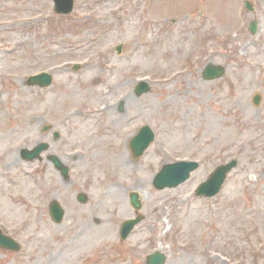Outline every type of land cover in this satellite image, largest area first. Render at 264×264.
Here are the masks:
<instances>
[{
    "label": "rangeland",
    "instance_id": "374dc122",
    "mask_svg": "<svg viewBox=\"0 0 264 264\" xmlns=\"http://www.w3.org/2000/svg\"><path fill=\"white\" fill-rule=\"evenodd\" d=\"M246 1L76 0L60 15L53 0H0V134L10 133L0 139V227L22 245L0 248V264H146L158 250L166 264H264V0H249L253 11ZM209 63L226 74L205 80ZM43 71L51 86L27 84ZM142 80L152 88L138 95ZM105 99L110 110L87 111ZM83 118L92 120L85 130ZM45 122L60 140L45 136ZM145 124L156 137L135 157L130 141ZM124 138L130 164L116 168L110 158ZM39 140L71 167L69 181L46 159H22ZM15 148L16 163L2 164ZM233 158L239 165L220 194L197 197L198 185ZM178 160L200 166L179 186L157 189L156 174ZM54 199L66 210L61 223L49 212ZM92 214L109 218L115 242L85 253L66 247ZM138 214L144 219L123 240L122 222Z\"/></svg>",
    "mask_w": 264,
    "mask_h": 264
},
{
    "label": "water",
    "instance_id": "95a60500",
    "mask_svg": "<svg viewBox=\"0 0 264 264\" xmlns=\"http://www.w3.org/2000/svg\"><path fill=\"white\" fill-rule=\"evenodd\" d=\"M55 3V10L59 14H69L74 10L75 0H53ZM247 8L249 10H253L252 4L247 1ZM258 30V23L253 21L251 23V32L256 33ZM118 52L122 51V45L118 46ZM80 68V64H75L74 69L78 70ZM226 73V68L223 66H218L215 64H209L205 71L204 77L207 80H214L217 78H221ZM53 82V76L49 73L43 72L37 75L30 76L28 79V85H40L41 87L50 86ZM151 90V86L148 82L143 81L138 84L136 87V93L138 95H142ZM262 101V95L257 93L254 96V103L256 105H260ZM51 128V126H47L45 129ZM56 138L60 137V134L56 132ZM156 133L149 125H143L137 132V134L132 138L130 142V148L135 157H141L148 149V147L154 142ZM48 149V143H39L33 149H24L23 150V158L26 160H35L37 158L41 159V153ZM49 159L52 160L56 169H58L61 174L67 178L69 177L70 168L64 164L61 159L52 155L49 156ZM239 161L237 159H233L230 162L218 166L211 176L203 182L196 190V195L199 197H207L211 198L216 196L222 189L228 174L238 166ZM199 167V163L197 161H180L176 163L166 164L159 171L157 176L154 179V186L157 189H165V188H174L179 186L180 184L186 182L193 171H195ZM79 199L83 202H86L88 197L81 193L79 195ZM131 202L135 208H141L142 204L139 200L137 194H131ZM50 213L53 219L56 222H61L65 215V210L62 208L58 201H53L50 206ZM143 219L142 216H138L135 219L126 220L122 225V238L126 239L130 232L133 230L136 224H138ZM0 247L11 249L14 251H19L21 249V245L12 237H9L3 233L0 228ZM167 256L160 252H155L149 256L148 264H165Z\"/></svg>",
    "mask_w": 264,
    "mask_h": 264
},
{
    "label": "bare ground",
    "instance_id": "6f19581e",
    "mask_svg": "<svg viewBox=\"0 0 264 264\" xmlns=\"http://www.w3.org/2000/svg\"><path fill=\"white\" fill-rule=\"evenodd\" d=\"M97 82H100V79L95 78L93 80V83L95 84ZM104 95H105V92H104ZM101 105H102L101 107H98V106L95 108L92 107L87 111H91L90 114L94 113V115H95L96 110H101L104 112L110 110L109 105H108V100L105 99L104 101H102ZM94 115H92V116H94ZM83 119H85V125H84V130H85L86 128H88L90 126V122L92 120L89 118H83ZM11 134H12V132H11ZM9 136H10V133L9 134L5 133V135L0 134V139L3 138V140H4V139L8 138ZM17 153H19V148H15L14 150H6L5 154L2 158V161H1L2 164L8 165V166L14 165L16 163V161L18 160L17 155H16ZM126 153H127V145H126V138H124L121 140V143L118 146L117 155L113 158L112 157L110 158V163L113 164V166L116 168L120 167V166L126 168L127 167L126 165L130 164L128 159H127ZM107 163H108V160H107ZM115 184H114V186L116 187L117 185H115ZM22 187H24L26 190H28L27 183H23ZM114 189H116V188H114ZM107 194H108L107 192H104L100 199L105 201L107 199ZM122 206H123V208L120 207L119 213L120 214L129 213L127 211V205L125 202H123ZM98 218H99V220H98ZM108 219L109 218L106 217V218H103V220H102L100 217H98L96 215H93V214L90 215L88 218H86L83 221L84 229L78 235L67 236L65 246L68 247V246L75 245L78 247L77 251L79 253H85L87 251H90L92 249H96V248H98L102 245H105V244H113L115 242L114 230L112 231L111 226L106 224ZM96 220L100 221V225L95 226L93 224V221L95 222ZM103 221H104V223H103Z\"/></svg>",
    "mask_w": 264,
    "mask_h": 264
},
{
    "label": "flooded vegetation",
    "instance_id": "af4514ba",
    "mask_svg": "<svg viewBox=\"0 0 264 264\" xmlns=\"http://www.w3.org/2000/svg\"><path fill=\"white\" fill-rule=\"evenodd\" d=\"M47 126H51V128H48V129H45L46 131H45V136H47V135H52V137L54 138V132L56 131L55 130V126H54V124H48V122H45L44 124H42V129L44 130V128H46ZM51 148H52V146H51V144H50V148H49V152L51 151ZM41 160H43V159H41Z\"/></svg>",
    "mask_w": 264,
    "mask_h": 264
}]
</instances>
